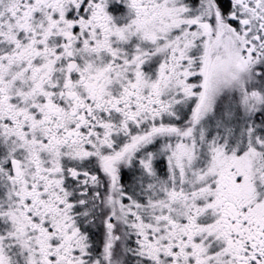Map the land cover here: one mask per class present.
<instances>
[{
	"label": "snow or ice",
	"instance_id": "1",
	"mask_svg": "<svg viewBox=\"0 0 264 264\" xmlns=\"http://www.w3.org/2000/svg\"><path fill=\"white\" fill-rule=\"evenodd\" d=\"M0 264H264V0H0Z\"/></svg>",
	"mask_w": 264,
	"mask_h": 264
}]
</instances>
